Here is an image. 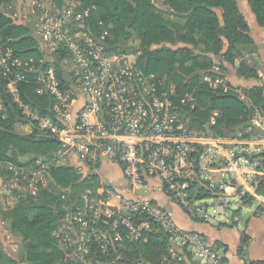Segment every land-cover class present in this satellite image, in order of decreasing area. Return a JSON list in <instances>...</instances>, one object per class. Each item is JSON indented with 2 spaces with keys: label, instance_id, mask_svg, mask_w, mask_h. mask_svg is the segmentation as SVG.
Segmentation results:
<instances>
[{
  "label": "built area",
  "instance_id": "obj_1",
  "mask_svg": "<svg viewBox=\"0 0 264 264\" xmlns=\"http://www.w3.org/2000/svg\"><path fill=\"white\" fill-rule=\"evenodd\" d=\"M16 2L21 9L16 19L10 17L16 26L32 28L43 58H20L5 45L10 40L0 36V76L25 119L58 141L62 151L54 162H38V168L8 165L11 177L0 181L5 205L15 206L18 195L36 196L47 187L50 169L67 165L71 157L95 171L90 175L106 162L119 165L131 196L103 185L86 190L64 208L53 237L68 257H91L100 264L96 258L117 254L127 243L146 242L155 229L169 236L172 259L183 252L203 264H224L221 251L201 235L179 228L161 206L137 192L158 181L184 212L212 224L242 227L249 210L262 218L264 134L245 140L218 137L211 130L218 111L204 130L184 123L182 107H197L193 95L176 104L156 75L138 67L137 55L130 60L114 51L103 23L92 25L96 6L86 7L82 0H65L61 6L55 0ZM213 72L216 76L206 75L203 82L223 94L232 91L219 65ZM28 74L35 76L39 95L51 96V115L34 112L23 102L20 84ZM253 124L264 126V119L257 116Z\"/></svg>",
  "mask_w": 264,
  "mask_h": 264
},
{
  "label": "trees",
  "instance_id": "obj_2",
  "mask_svg": "<svg viewBox=\"0 0 264 264\" xmlns=\"http://www.w3.org/2000/svg\"><path fill=\"white\" fill-rule=\"evenodd\" d=\"M16 1L0 0V36L10 40L5 45L14 48L20 58L39 62L43 56L32 28L16 26L8 16L7 8ZM55 1L58 6L65 2ZM82 1L86 7H97L92 25L103 23L108 45L118 53H135L138 67L146 75H156L176 104L181 105L187 94L193 95L197 107L192 111L189 105L182 107V120H190L193 129L204 130L212 112L218 111L220 117L211 129L216 136L245 140L263 134L253 120L257 116L264 119V86L244 88L243 100L231 86L232 91L223 94L203 82L206 75L216 76L215 65L226 73L225 66L234 65L244 56V48L253 44L239 0ZM247 3L258 25L264 28V0ZM237 76L261 77L251 63H243ZM34 80L35 76L28 74L27 82L20 84L22 100L32 111L51 115L52 98L47 93L39 95ZM61 151L59 142L25 119L8 93L7 81L0 76V167L4 175L11 177L8 165L38 168V162H54ZM47 178V187L40 188L36 196L25 193L17 196L11 208L0 205V224L9 243L6 247L0 232V264H96L91 257H68L53 233L64 218L65 207L78 202L86 190L103 186L100 177L84 176L78 169L62 165L51 168ZM125 246L117 254L111 252L109 257L95 260L114 264L119 256L115 264L177 262L170 256L169 236L155 229L147 234L146 242L139 240Z\"/></svg>",
  "mask_w": 264,
  "mask_h": 264
},
{
  "label": "crops",
  "instance_id": "obj_3",
  "mask_svg": "<svg viewBox=\"0 0 264 264\" xmlns=\"http://www.w3.org/2000/svg\"><path fill=\"white\" fill-rule=\"evenodd\" d=\"M242 12L249 25V35L253 41L251 46L244 48V56L237 59L234 65H226V82L237 92L238 89L264 86V28L260 27L255 16L251 12L247 0H239ZM252 56L256 65L250 60ZM243 63H251L261 75L259 80L245 79L237 76V70ZM258 66V67H257ZM256 127L264 134V126ZM262 134V135H263ZM261 135V136H262ZM70 166L80 170L82 174L90 175L95 172L86 169L80 161L74 157L68 161ZM108 172L111 178L107 179L104 173ZM93 175V174H92ZM103 185H110L121 189L127 196L132 193L125 181L119 165L104 163L96 171ZM143 192V193H139ZM142 199L148 200L161 206L172 216L179 228L201 235L204 240L224 254V264H250L264 262V217L254 216L251 210L244 215V224L239 226H228L224 224H212L203 217L189 215L172 199L170 192L161 187L158 181H152L148 189L137 192ZM252 203L247 204L250 209ZM183 253V252H182ZM181 259L184 264H203L187 253H183Z\"/></svg>",
  "mask_w": 264,
  "mask_h": 264
},
{
  "label": "rangeland",
  "instance_id": "obj_4",
  "mask_svg": "<svg viewBox=\"0 0 264 264\" xmlns=\"http://www.w3.org/2000/svg\"><path fill=\"white\" fill-rule=\"evenodd\" d=\"M159 1V3H160V1L161 0H158ZM3 9H6V8H3ZM10 12L8 13V16H11L13 19H16V14H17V12L18 11H20V4L19 3H14V4H12V6H10V7H8L7 8ZM5 11V10H4ZM128 55V58L130 59V60H133V58H134V56L136 55L135 53H129V54H127ZM237 92L238 93H240V94H243V89H238L237 90ZM183 122L184 123H188V124H190V120H188V119H186V120H183ZM22 129V128H21ZM29 133V132H28ZM22 160H24V161H27L28 160V157H23V158H21ZM68 162L66 161V163L65 164H67ZM68 165V164H67ZM7 173V172H6ZM104 176H105V178H107V179H110L111 177V175L110 174H108V172H105L104 173ZM9 175H4V172H3V170H2V168L0 167V181L2 182V183H6V181H8V179H9ZM101 178V177H100ZM47 180H48V178H47ZM102 184H103V182H102ZM140 194L141 193H143V192H139ZM6 202H7V200L4 198V195H1V193H0V205L3 207L4 206V204H6ZM0 232H1V235H2V239H3V241H4V243H5V245H6V247L9 245V243L7 242V240H5L4 238H5V229H4V227L0 224ZM181 255H183V253L181 254ZM180 253L178 254V257L175 259V260H177V262L175 263V264H181L182 263V259L180 258ZM171 257H172V255H170ZM173 258V257H172Z\"/></svg>",
  "mask_w": 264,
  "mask_h": 264
},
{
  "label": "water",
  "instance_id": "obj_5",
  "mask_svg": "<svg viewBox=\"0 0 264 264\" xmlns=\"http://www.w3.org/2000/svg\"><path fill=\"white\" fill-rule=\"evenodd\" d=\"M36 23V22H35ZM250 60L252 61V63H254L256 65V62L254 60V58L252 56H250ZM258 67V66H257ZM58 142V141H57ZM39 196H42V194H39Z\"/></svg>",
  "mask_w": 264,
  "mask_h": 264
}]
</instances>
